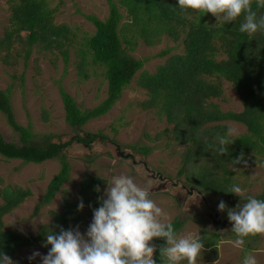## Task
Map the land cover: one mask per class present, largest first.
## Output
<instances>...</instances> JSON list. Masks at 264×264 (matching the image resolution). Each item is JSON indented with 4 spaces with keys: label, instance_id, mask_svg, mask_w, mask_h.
Here are the masks:
<instances>
[{
    "label": "rangeland",
    "instance_id": "rangeland-1",
    "mask_svg": "<svg viewBox=\"0 0 264 264\" xmlns=\"http://www.w3.org/2000/svg\"><path fill=\"white\" fill-rule=\"evenodd\" d=\"M48 6L55 9L54 23L67 24L73 33L67 62L58 49L44 50L39 45L31 48L25 61V45L14 40L8 57L6 51L0 49V90L10 88L15 121L29 128L33 141L37 143L65 142L77 135L97 136L88 143L74 141L64 149L63 153L70 164L69 180L49 204L40 205L38 213H34L36 204L44 195L50 179L58 172L59 161L52 159L39 164H24L19 159L9 160L0 156V188L11 185L31 192L17 208L3 216L4 229H13L23 235H35L41 225L53 222L51 211L59 212L62 201L68 195L71 200L80 202V198L84 197L79 188L83 179L89 175L103 178L105 182L99 186L100 194L103 195L107 180L113 175L125 174L145 188L150 198L161 207L165 213L160 217L162 221L172 222L177 219L183 222L182 227L176 231L179 236L215 240V248L201 250L197 264H243L244 256L249 252L255 255L258 264H264V234L246 237L244 243L237 247L234 243L237 237L227 217L228 208H235L246 202L245 198L248 196L255 197L264 191V154L252 151L247 154L249 159L246 165L227 166L229 171L234 172V185L242 189V198L235 193L231 199L204 193L191 181H187V175L203 164V157L191 158L187 169L181 172L187 145L190 143L175 140L170 133L164 132L165 128H173L165 115L141 106L148 95L146 89L137 83L139 74L145 71L152 74L169 57L183 54V35L175 41L167 34H150V45L137 34L131 45L123 43L126 52L132 57L146 58L143 67L106 114L90 119L80 128H73L65 121L60 89L69 93L82 110L95 107L107 96L105 68L102 64L93 62L85 44L86 38L95 31L93 23L85 16L105 19L109 11L108 4L106 0H48ZM120 11L123 14L122 23L129 24L130 16L124 8H120ZM10 14V0H0V38L4 36L5 29L10 27ZM211 17L217 19L213 14ZM124 29L129 36V27L125 26ZM20 34L24 38L26 32ZM165 50L168 51L165 55H158ZM18 52L21 54L18 55ZM225 57L224 53H220L217 60ZM211 79L220 82L221 91L218 96L207 99L205 103H214L223 112H240L243 105L232 84L222 77ZM213 124L217 123L205 126ZM218 124L225 125L227 129L229 126L235 128L237 131L233 138L246 132V127L235 121L223 120ZM214 133L217 135L220 131ZM0 134L6 141L20 144L18 133L8 124L2 112ZM145 147L148 148L147 152L141 150ZM118 151H122L123 156ZM157 188L159 189L156 190ZM86 194L89 195V192ZM221 200L227 205L224 212L218 211ZM214 211L228 221L225 228L219 230L217 238L208 233L212 230L209 214ZM79 213L82 223L78 226L82 233H86L93 215L85 207ZM34 251L47 254L37 244L34 248L16 251L12 260L18 264H26ZM30 262L41 264V259L36 257ZM181 264H187V261H182Z\"/></svg>",
    "mask_w": 264,
    "mask_h": 264
},
{
    "label": "trees",
    "instance_id": "trees-1",
    "mask_svg": "<svg viewBox=\"0 0 264 264\" xmlns=\"http://www.w3.org/2000/svg\"><path fill=\"white\" fill-rule=\"evenodd\" d=\"M106 1L109 11L105 19L85 16L95 27L94 33L86 38L85 44L93 62L100 63L105 68L107 96L95 107L82 110L69 93L60 89L65 121L73 128H80L90 119L106 114L143 67L146 58L132 57L126 52L123 43L131 45L137 34L150 45V34H167L175 41L183 35V54L169 57L152 74L146 71L139 74L137 83L146 89L148 95L141 106L165 115L173 128H165L164 132L170 133L175 140L190 143L187 145L181 172L187 169L191 158L203 157V164L187 175L188 182L191 181L204 193L223 195L227 199L234 198V193L227 192L234 185V172L229 171L227 166L243 165L234 163L241 153L247 162V154L252 151L264 154V31L249 37L239 31L243 16L232 23H218L210 13L203 14L192 10L182 12L178 7V0ZM120 8H124L130 16L129 24L122 23L123 14ZM10 9V27L5 29L4 36L0 38V49L6 51L7 57L14 40H18L25 45V61L31 48L39 45L44 50L58 49L67 62L73 33L67 24L54 23L55 9L48 6V0H10ZM253 10L257 11L258 16L264 15V8H257L256 0H253ZM125 26L130 29L129 36L125 33ZM23 31L26 32L24 38L20 34ZM129 47L132 49V46ZM167 52L165 50L158 55L163 56ZM220 53H224L226 57L217 60ZM17 54L20 55L21 52ZM212 77H222L232 84L243 105L240 112H223L214 103H205L207 99L218 96L221 91L220 82H214ZM0 112L18 133L20 141V144L8 142L0 134V156L9 160L19 159L24 164H39L52 159H57L60 163L58 172L50 179L44 195L36 204L34 213H38L40 205L49 204L62 185L69 180L70 164L63 153L64 149L74 141H93L97 134H87L85 137L77 135L65 142L33 141L29 128L15 121L10 88L0 90ZM223 120L243 124L246 132L233 138L235 140L228 145L227 153L219 155L214 151L218 146L214 132L220 131V135H225L227 127L218 124ZM208 123L217 124L205 126ZM203 137H207V144ZM141 150L147 152L148 148ZM104 182L99 176L89 175L79 186L84 195L85 208L90 215H93V208L100 206L98 196L101 194L96 189ZM88 192L89 195L86 194ZM30 195V190L17 186L7 185L0 188V252L6 253L12 259L16 251L21 248H34L37 244L47 253L51 246H43L46 233H58L61 226L68 229L82 223L78 211L79 202L66 195L61 203V210L51 211L53 222L41 225L35 235H23L13 229H4L3 216L17 208ZM255 198L264 200V191ZM171 223L176 231L183 224L177 219ZM208 233L215 238L219 235L218 232ZM200 240L204 248L216 246L213 238ZM152 243L157 246L154 259L157 264H161L159 246L165 245L166 241L154 238ZM26 264L32 263L28 261Z\"/></svg>",
    "mask_w": 264,
    "mask_h": 264
},
{
    "label": "clouds",
    "instance_id": "clouds-1",
    "mask_svg": "<svg viewBox=\"0 0 264 264\" xmlns=\"http://www.w3.org/2000/svg\"><path fill=\"white\" fill-rule=\"evenodd\" d=\"M256 6L264 8V0H256ZM178 7L184 13L189 10L211 13L218 23H232L243 16L239 31L249 37L264 31V15L258 16L253 10V0H178ZM236 131L229 126L225 135L217 134L218 146L214 151L219 155L227 153L228 145L235 140ZM203 139L207 144V137ZM234 163L246 165L244 154L236 157ZM96 190L100 191L99 187ZM227 192L243 197L238 185H232ZM98 201L100 206L93 208V219L86 233H82L78 225L68 229L61 226L58 233L45 234L43 246H51L47 254L34 251L28 259L31 261L40 257L41 264H157L154 259L157 246L152 242L154 238H161L166 241L165 245L159 246L161 264H181L182 261L197 264L204 248L202 241L199 237L179 236L171 222L162 221L160 217L165 213L161 207L132 177L113 175L107 180V187L103 195L98 196ZM84 207L83 198H80L78 211ZM226 207L221 200L218 211L224 212ZM216 214L225 219L220 213ZM215 215H212V220ZM227 217L236 234L234 243L237 247L244 243L246 237L264 234V200L248 196L246 202L228 208ZM0 264L16 262L0 252ZM243 264H258V261L249 252L245 254Z\"/></svg>",
    "mask_w": 264,
    "mask_h": 264
},
{
    "label": "water",
    "instance_id": "water-1",
    "mask_svg": "<svg viewBox=\"0 0 264 264\" xmlns=\"http://www.w3.org/2000/svg\"><path fill=\"white\" fill-rule=\"evenodd\" d=\"M119 155H120V156H123L122 151L119 152ZM159 187H160V186H159ZM158 189H159V188H157L156 190H158ZM190 192H191V191H190ZM191 193H192V192H191ZM198 193H200V191H198ZM226 224H227V220L220 218V215H219V214H216V215H215V218L212 220V225H211V227H212V230H213L214 232H217V231H219L220 229L225 228Z\"/></svg>",
    "mask_w": 264,
    "mask_h": 264
},
{
    "label": "flooded vegetation",
    "instance_id": "flooded-vegetation-1",
    "mask_svg": "<svg viewBox=\"0 0 264 264\" xmlns=\"http://www.w3.org/2000/svg\"><path fill=\"white\" fill-rule=\"evenodd\" d=\"M120 151H118V153H119ZM159 178H161V176H159ZM160 185V184H159ZM153 191L155 190V188H153L152 189ZM215 213H217V212H215L214 211V213L213 214H209V218L211 219L212 218V215L214 216L215 215ZM219 213V212H218ZM212 220V219H211Z\"/></svg>",
    "mask_w": 264,
    "mask_h": 264
}]
</instances>
